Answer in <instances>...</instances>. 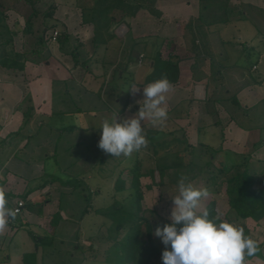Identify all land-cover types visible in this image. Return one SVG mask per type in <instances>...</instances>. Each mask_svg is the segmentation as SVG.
Segmentation results:
<instances>
[{"label":"crops","instance_id":"obj_1","mask_svg":"<svg viewBox=\"0 0 264 264\" xmlns=\"http://www.w3.org/2000/svg\"><path fill=\"white\" fill-rule=\"evenodd\" d=\"M52 1L55 3L54 16L67 25L69 33L76 40L78 37L72 33L73 29L83 35L81 45L75 40L71 47L92 46V52L86 54L90 65L79 70V64H75L70 72L63 71L62 74L52 76L46 71L43 73L45 69L41 70L44 61H28L24 70L0 66V147L11 145L15 135L8 137L9 134L21 129L18 134L23 135H20L22 140L15 147L27 148L30 142L27 134L30 133L31 136L34 133L30 126L34 115L44 114L51 120L57 116L58 113L53 112L56 80L68 81L81 77L85 81L81 84H85L89 93L100 94L107 107L112 108L110 104L113 101L120 105L117 106L118 120L120 117L134 115L139 110V104L134 103V100L143 99L142 95L133 98L129 92L128 96L123 95L121 99L119 90L112 88L110 83L118 77L119 70H122L119 75L121 78L125 73L132 72V67L128 65L131 62L134 65L132 54L135 45L143 41L150 43L152 48L149 68L153 64L152 57L158 50L172 52L180 57V78L177 83L172 84L174 88L167 94L165 105L168 110V125L171 123L176 128L179 127V130H158L172 137L187 139L192 144L201 141L203 132L216 134L218 131L216 148L222 146L223 151L217 155V164L228 157L229 163L236 165L235 170L247 165L251 173L264 177V0H228L226 7L212 8L210 12L208 7L203 9L198 0H151L153 7L148 15L147 6L140 3V6L133 8V14L127 17L130 28L134 31L131 36V33L126 36L127 42L131 39L130 48L124 50L126 53L119 43L118 34L113 31L114 25L100 28V42L92 40L95 35L94 25L93 22H84L81 6L90 8L97 0L92 5L81 4V0H77L73 6L60 3V0ZM131 3L133 7L139 4L134 1ZM218 12L225 14L223 17L227 25L250 22L253 28L245 26L242 30L236 27L237 33L233 32L230 38H226L223 35L225 31L218 34V30L211 31L207 26L213 23ZM11 13L16 14L13 24L21 25L22 27H17L22 30L25 22L23 25L22 21L19 23L17 18L22 19V15L14 9L8 11L10 28L13 29L9 23ZM20 34V48L15 36L16 50H23L33 39V36L25 38L23 33ZM56 51L61 55L57 56L53 50L48 62L55 57H71V54L60 47ZM140 55L143 56V65L147 55L140 51L138 60ZM123 62L124 69H120L119 65ZM132 84L141 87V90L145 86L139 85L136 80ZM30 96L33 102L28 100ZM127 101V108L121 112ZM129 105H132L134 111L129 110ZM28 109L31 110V115L26 121L24 112ZM81 109L78 106L76 111ZM58 112L65 113L64 110ZM143 124L151 126L149 121H144ZM70 125L77 126L74 123ZM67 126L58 128L63 130ZM212 127L217 128V131ZM50 157L48 153L35 156V152L23 158L11 155L0 167V189L5 196H15L11 202L14 208L19 199L25 201L22 211L17 213L14 220H10L5 232L0 233V264H44L43 243L36 241L28 229L39 238L52 237L62 226L61 222L69 219L60 204L58 182H36L45 172L52 173L46 169ZM28 188L32 189L31 192L26 198H22ZM96 191L97 189L93 190L86 185L83 195L90 193L92 201L93 197L96 199L98 196ZM40 209L42 214L38 212ZM58 211L60 217H52ZM92 211L90 208L88 212ZM32 252H36V256L25 258Z\"/></svg>","mask_w":264,"mask_h":264},{"label":"rangeland","instance_id":"obj_2","mask_svg":"<svg viewBox=\"0 0 264 264\" xmlns=\"http://www.w3.org/2000/svg\"><path fill=\"white\" fill-rule=\"evenodd\" d=\"M131 1H134L135 3L137 2L139 4L142 3L144 4V6H147V15L149 13V10H151L153 7V2L151 0ZM198 1L201 2L200 5H202L201 7H203V9L204 7L209 8L208 12L213 10L212 8L220 9L221 7H226L228 4V0ZM76 2L77 0H60V3L72 6L75 5ZM93 2L94 0H81V4L87 3V5H92ZM65 5L64 7H66ZM148 6H150L149 9ZM245 6L247 7V5ZM81 8H83V6H81ZM61 11L63 10L61 9ZM217 15L218 16L214 18L213 23H209V25L207 26H209L211 31L218 30V34H222L225 31L223 35L226 38H230L233 32L237 33L236 27H239L242 30L245 29V26L247 28L252 27L250 22L239 23L237 25L235 22L232 23V25H227V23L224 21L225 18L223 17L225 14L218 12ZM11 16L12 17H10L9 23L11 24L13 29L17 30V46L18 48H20L22 42V36L20 32L22 33V31L17 26H22H15L13 24L16 18V14L11 13ZM82 18H85L84 15H82ZM17 19H19V23L20 21H22V25L25 22L24 15H22V19L21 17ZM93 25L95 33L99 35V31L97 28H95L94 23ZM44 26L45 23L43 17H39L35 22L36 32L40 33ZM54 29L55 28L48 30L46 32V36L49 37ZM58 29L61 28L59 27ZM131 29L132 28H130V26L126 23H121L119 25L113 26V31L118 34V39H120L119 43L122 46L123 51L125 50V48H130L131 39L129 38V42H127V40L125 39L129 33H131L130 36L132 35V32L134 30ZM67 30L69 32L68 27ZM72 33H74V35L78 37L76 43L79 42L80 44V40L82 39L81 37H83V35L80 33V31L76 32L74 29ZM70 46L66 45L65 48L69 50L71 48ZM135 46L136 48L132 54V61L134 62V65H131L133 64L132 62L128 65L132 67V72L125 73V75L121 78L119 77V75L122 70H119L118 77L112 80L110 83V86L112 88L114 87L119 90V97H121V99L123 95L124 97H126V95L128 96L129 91L127 90H129L130 86L132 85V81L136 80L138 82L143 80L149 70L148 60L151 55L150 51L152 50L150 43H144L142 41ZM77 47L79 48V54L76 58H78L80 62L78 65V69L84 70L85 68L83 61L87 60L89 62V59H87V55L92 52L93 48L91 45H88V47L86 48L83 47V45L81 47ZM58 48V40H52L50 38L49 45L46 47V51L48 53H51L53 50H55L57 56H59L61 54H58V52L56 51ZM140 51H144L147 55L145 64L143 65L141 64L142 62L140 63V61L138 60V53ZM124 53H126V51H124ZM71 57L72 59L74 58L72 55ZM71 57H55L54 59H50L49 62L47 59L44 61V64H42L41 70L43 71L45 69L43 73H45L46 71L50 76H52V74L55 75L56 73L62 74L63 71L64 73L70 72V70L73 69L76 64L75 60H72ZM47 62L48 65H46ZM87 65H90V62ZM124 65L125 62L121 63V65H119V68L124 69ZM58 70H60V72ZM77 72L79 73V71ZM82 82L84 83L85 81L81 77L75 78V80L70 79L68 81L56 80L54 83V103L55 110L58 113L57 116H55V118L51 120L50 117L44 114L36 113L34 115L30 124V126L34 129V133L31 136H29L30 133L27 134V140L30 141L27 148L15 147L16 145H18V142L22 140V134H16L12 140L13 143L11 145L6 144L3 147H0V167L5 164V162L11 155H17L18 157L23 158L27 155H30L32 152H35V156H44L48 153L51 157L47 160V170H51L52 173L59 178L66 179L68 177H76L80 179V181H75L74 183L68 184L60 183V181H58L57 186L58 188H60V193L58 196L59 198H61L60 204L65 209V213L69 219L63 220L61 222L62 226L59 227L60 229L56 231V233L54 234L55 236L47 237L44 239L42 246L45 251L44 264H118L106 258L107 252L105 251H107V248L111 245L112 239L101 237V235L111 233L112 236L117 235L118 237H121L124 233H126L127 230L124 229L121 232H117L115 230V224L113 223V221L108 216L102 215L101 213H98L96 211L94 212V208L109 207V205H111L115 199H118L125 205H130L134 201L133 190L116 193L114 184L118 174L124 168L134 166L137 160H142L143 171H147L150 168L156 169L153 177L144 176L142 178V183L144 185L150 184L155 181V184H153V187L151 189L144 186V200L142 203L146 209L144 212L145 215L150 217L152 220L158 221L162 224L170 220L169 216L171 213V209L174 206L171 198L177 195V184L182 175L187 176L188 182L193 183L194 186L198 188H206L207 183L210 182L207 179L208 177H210L211 173L218 174V168L216 166H212L210 168V171H204V173L199 177L192 178L190 169L185 168L184 166L181 167L182 160L181 158H177L179 159L180 167L171 169V171L168 172L165 184L162 185L160 183L161 177L157 168L162 165H172V161L175 159L174 152L171 154L160 152V154L158 155H156L154 152V145H156L157 141L163 142L165 138H174L165 134V132H162L165 128H176L175 125L173 126L171 123H169L168 125L167 121H165L162 126H157L155 128L150 125L143 124L144 130L146 132V138L148 140V145L146 148L141 149L139 152H134L129 157H125L123 155L120 157H113L111 155L105 154L98 148V141L102 132L100 126L104 119L111 120L113 114L118 113L117 106L119 107L120 105L113 101V103L110 102L112 108L107 107L100 94L96 92L89 93V91L85 87V84H81ZM63 98H65V102L63 101ZM115 99L116 98H114V100ZM28 100H30V102L32 101L31 96ZM78 106H80L82 109L76 111ZM59 110H64L65 113L58 112ZM131 111H134L132 107ZM175 112L178 111L176 110ZM98 115L103 116L102 119L100 118L101 116L96 118ZM39 121L41 122L39 123ZM73 123L77 124L78 126V128L74 129L73 131H64V129L66 128H64L63 130L61 128H58ZM158 129H161L162 131H159ZM212 129L214 131H217V128L212 127ZM176 130L178 131L179 127H177ZM189 133H191V130H189ZM200 138L201 141L210 143L215 147H217L218 145V131L216 134L203 132ZM236 171L237 170H235L234 172ZM46 179H48V176H43V178L38 179L36 182H43ZM223 179L224 178L222 177V175H220L217 180L218 183L222 182ZM86 185H89L93 190L97 189L96 193L98 194V196L96 197V199L95 197H93L94 199L91 201L93 202V211L84 213L85 208L88 206L89 200L86 199L83 195L85 194L83 192V187ZM215 188H219L220 190H218L217 192L209 190L210 195L206 199L201 201L199 210L201 211L202 209H204L208 201L215 196L218 200V206L221 216L224 219H227L226 217L229 213V217L234 220V223L236 225L242 228H244V226H247L250 230L251 237L257 242H261L264 237V220L258 223L252 219L237 220L235 218L234 212H228L229 204L226 198L225 186H223L222 184L218 186H210L211 190ZM5 198L9 203H11L15 196L11 194L10 198H8V195H6ZM159 227H162V225L159 224ZM93 243L94 249L91 248V245ZM246 264L264 263L259 258H253L250 260H246Z\"/></svg>","mask_w":264,"mask_h":264},{"label":"trees","instance_id":"obj_3","mask_svg":"<svg viewBox=\"0 0 264 264\" xmlns=\"http://www.w3.org/2000/svg\"><path fill=\"white\" fill-rule=\"evenodd\" d=\"M132 5L130 0H97L93 6L83 7L82 12L84 15V22H93L95 28H109L113 25H119L126 23L130 26L127 20L128 16L133 14L132 10L140 6ZM45 7V8H43ZM134 8V9H133ZM14 9L24 15L25 23L22 28V33L25 38L33 36L32 42L23 50H16L15 36L17 31L11 29L8 24V11ZM55 3L45 0H0V66L4 68H12L24 70L28 61L35 63H41L49 59L50 54L46 51V47L49 45L50 38L52 39V33L49 37L46 36V32L52 28L59 31L57 40L59 47L65 52L71 54L76 64H79L77 55L79 54V48L77 45L72 48L70 45L72 41L76 40V37L68 32L66 24L54 16ZM39 17H43L45 26L40 33L35 30V22ZM61 29H58V28ZM54 29V30H55ZM112 35L110 36V38ZM95 42H100L97 33H95L93 39ZM66 45L71 48L66 49ZM153 64L149 68L143 80L138 81L141 86L147 85L153 82L161 76H167L172 84L178 82L181 74L180 70V57L172 52L163 53L162 50H158L152 57ZM84 67L87 66L88 61H83ZM129 102L127 101L124 111ZM53 112H57L55 109ZM26 121L30 118L31 110L25 111ZM65 130L76 129L78 126L70 125L65 127ZM21 131H15L10 133L8 137H13ZM223 151L222 146L216 148L210 143L205 141H199L196 144L190 143L187 139H181L174 137L172 139H166L163 142H158L154 145V152L156 155L160 152L166 154L175 153V159L172 161V165H162L157 170L159 171L163 185L166 182V177L171 169L178 168L179 159L181 158V167L189 168L192 178H197L204 173V171H210L212 166L218 168L217 173H211L208 177L206 188L208 191L217 192L219 188L213 190L210 189L211 185H223L225 186L226 198L229 204L228 212H234L237 220L252 219L255 222H261L264 220V177L253 174L249 171V168L244 166L242 169L234 172L236 165L229 163V158L221 160L219 165L217 164L218 154ZM156 169L150 168L147 171L142 170V160H137L132 167L124 168L116 177L114 189L116 193L124 192L127 190H133L134 201L130 205H125L118 199L104 208H94V211L108 216L115 224V230L121 232L126 229L121 237L117 235H111V233L102 234L101 237L112 239L111 245L107 248V259L118 264H163L162 251L164 245L161 238L154 235L155 230L159 224L162 227L165 224H170L171 220L165 223H159L152 220L145 215V207L143 205L144 200V186L151 189L153 181L150 184L144 185L142 178L144 176H154ZM222 175L224 178L222 182L218 183V177ZM43 176H48L46 182H58L68 184L80 181L76 177H68L66 179L59 178L53 173H44ZM43 176L41 178H43ZM31 188H28L22 195V198H26L31 192ZM86 192V186L83 187V192ZM11 197L10 194H8ZM88 200V206L85 208L84 213L88 212L92 208L91 195L88 193L84 196ZM90 204V205H89ZM9 208L14 209L12 203L8 202ZM30 206V205H29ZM42 208V207H41ZM209 212V218H215L217 214H220L218 200L214 196L212 197L206 207L202 210ZM201 210V211H202ZM42 214V209L38 211ZM52 217H60V211L56 212ZM221 220L229 223H234V220L227 214V219H224L220 214ZM245 236L251 237L250 230L247 226H244ZM30 235L40 242H44L45 238H39L31 229H28ZM106 235V236H104ZM252 238V237H251ZM253 239V238H252ZM38 245V243H37ZM94 243L91 248L94 249ZM259 251L254 257H246V260L253 258H259L264 263V237L261 242H258ZM97 249V245H96ZM109 253V256H108ZM113 254V256H112ZM36 256V252H32L27 255ZM26 263V260H25Z\"/></svg>","mask_w":264,"mask_h":264},{"label":"clouds","instance_id":"obj_4","mask_svg":"<svg viewBox=\"0 0 264 264\" xmlns=\"http://www.w3.org/2000/svg\"><path fill=\"white\" fill-rule=\"evenodd\" d=\"M174 86L167 76L148 83L142 90L132 84L129 91L139 110L132 116L104 119L98 148L113 157H129L146 148L148 140L143 127L145 120L152 127L162 126L168 117L167 94ZM132 105H129V110ZM210 195L207 188H198L182 175L177 184V195L172 199L170 224L157 227L154 235L161 238L163 264H246V257L259 251L258 242L245 236L244 229L221 220L220 214L209 218V212L200 211L201 201ZM17 210L7 207L3 190H0V233L5 232Z\"/></svg>","mask_w":264,"mask_h":264},{"label":"built area","instance_id":"obj_5","mask_svg":"<svg viewBox=\"0 0 264 264\" xmlns=\"http://www.w3.org/2000/svg\"><path fill=\"white\" fill-rule=\"evenodd\" d=\"M58 33H59L58 30H54L52 32V34H51L52 35V40L57 39ZM142 58H143V56H141V58L139 59L140 63L142 62ZM24 205H25V201L23 199H19L17 201V205H16V207L14 209L17 210V213H20L22 211V208L24 207Z\"/></svg>","mask_w":264,"mask_h":264}]
</instances>
